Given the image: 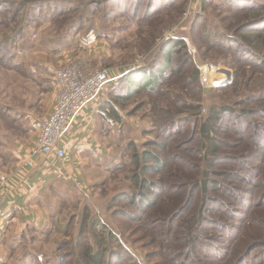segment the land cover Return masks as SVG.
<instances>
[{
    "label": "rangeland",
    "instance_id": "obj_1",
    "mask_svg": "<svg viewBox=\"0 0 264 264\" xmlns=\"http://www.w3.org/2000/svg\"><path fill=\"white\" fill-rule=\"evenodd\" d=\"M251 2L264 6V0H0L4 6V10L0 9V170L15 167L26 158L18 161L20 151L33 136L29 117L44 115L53 100L51 71L73 60L109 72L134 70L150 65L154 54L168 40L177 38L186 46L181 55L186 54L191 63L186 66L188 78L171 79L164 89L171 99L169 107L163 98L154 101L164 110L166 120L195 119V111L178 112L182 104L200 106L203 119L223 107L253 112L264 106L259 101L264 99V34L257 39L251 34L239 35L243 33L240 28L264 19V13L253 16L234 10ZM233 42L242 43L247 48L241 47L257 59L239 51L240 59L233 54ZM235 57L238 63L257 65L246 66L236 75ZM194 68L198 70L197 82L192 81ZM224 71L229 72L225 84H210V78L223 81L226 76L219 75ZM204 73L209 83L204 82ZM109 87L105 91L109 92ZM151 100L153 97L141 94L116 106L119 113L132 118L122 128L123 138L117 152L114 148L113 159L104 164V171L98 172V186L81 191L69 185L56 192L50 205L41 209L44 227L28 230L13 249L5 245L7 257L0 264H52L57 256L71 255L72 251L76 256L86 248L96 252L111 233L115 239L109 240L110 249L122 255L124 264H162L157 245L145 247L146 238L135 230L137 223L119 215L133 210L124 201H113L120 194L133 192V150L141 151L143 145L156 140L158 125H154ZM247 120L248 123L239 122L245 132L251 129L246 138L260 141L264 121L253 117ZM233 124H218L216 136L222 149L218 165L213 167L214 178L226 171L248 178L245 171L252 174L256 166L253 159L259 157V150L248 143L237 148L235 134L229 131ZM184 125L177 123V128ZM190 128L186 124L171 139L175 141V152L198 166L203 154L198 153L197 126L192 127L191 135ZM243 152L247 156L240 160ZM237 161L240 165L234 166ZM168 172L173 178L172 171ZM171 177L168 182L173 184L176 180ZM240 184L232 186H243ZM233 194L241 197L243 193ZM108 261L103 259V264ZM74 263L71 259L66 264Z\"/></svg>",
    "mask_w": 264,
    "mask_h": 264
},
{
    "label": "trees",
    "instance_id": "obj_2",
    "mask_svg": "<svg viewBox=\"0 0 264 264\" xmlns=\"http://www.w3.org/2000/svg\"><path fill=\"white\" fill-rule=\"evenodd\" d=\"M251 3L234 10L253 16L264 13V6ZM0 9L4 10L1 4ZM240 32H243L239 34L241 36L251 34L257 39L264 34V19L246 23L240 28ZM201 39L207 41L204 37ZM235 44L236 50L233 54H237L240 59L239 51L257 59L243 49L247 47L242 43L240 44L243 48L238 43ZM185 49L183 41L170 39L154 54L150 65L131 70L109 85V102L103 107L108 109L107 115L110 119L120 120L117 105H123L141 94H146L147 97H153L150 103L151 112L155 118L154 125H158L156 140L143 145L141 151L133 150L130 178L133 192L120 194L113 201H124L133 210V213L129 210L119 215L131 223H137L135 230L143 233L146 238L145 247L157 245L163 259L162 264H264V134L260 141L255 142L254 138L245 136L251 131L250 127L245 132L239 124L248 123L247 119L250 117L264 121V106L253 112L250 109L237 112L236 108L223 107L219 111H211L203 119L200 117V106L182 104V110L178 112L195 111L196 118L183 119L180 122L166 120L164 110L158 108L154 101L163 98L167 102L166 107H169L171 99L164 92L167 84L171 79L188 78L186 66L191 60L186 54L181 55ZM237 63L236 58L233 64ZM249 65L257 64L245 61L238 63L235 66L236 75ZM192 74V81L197 82L198 70H193ZM259 101L263 103L264 99ZM222 121L234 122L233 129L229 131L235 134L237 148L248 143L260 152L259 157L253 159L256 166L252 174L249 170L245 171L248 178L233 171H226L221 176H215L219 178H214L213 167L218 165L217 159L221 157V143L216 135L218 124ZM177 123L191 125L190 135L192 127L197 126L198 153L203 154L199 158L200 165H192L185 156H179L175 152V141L171 137L185 127L177 128ZM241 155L240 160L247 156L245 152ZM202 162L205 166H201ZM233 163L234 166L240 165L239 161ZM168 171H172L176 180L173 184L168 182V177H171ZM236 182L243 186H232ZM233 191L243 194L237 197ZM256 196L258 198L255 200ZM108 239L114 241L112 233ZM109 240L103 239V245H98L96 252L86 248L76 256L72 251L71 255L57 256L52 264H66L71 259L74 264H103L105 258L109 260L107 264H124L122 255H115L111 251Z\"/></svg>",
    "mask_w": 264,
    "mask_h": 264
},
{
    "label": "crops",
    "instance_id": "obj_3",
    "mask_svg": "<svg viewBox=\"0 0 264 264\" xmlns=\"http://www.w3.org/2000/svg\"><path fill=\"white\" fill-rule=\"evenodd\" d=\"M125 72L126 69H111L110 76L120 78ZM107 102L108 92L105 91L78 116L70 132L61 140L62 159L51 156L35 160L32 168H21L18 163L15 167L0 170V263L7 257L5 245L7 249L10 246L13 249L25 238L28 230L39 231L44 227L40 219L41 209L50 205L56 192L69 185L81 191L98 186L97 174L104 171V164L113 159L114 148L117 152L123 138L122 128L128 125V118H132L118 112L119 121L110 119L108 109L103 107ZM52 106L53 100L44 115L29 117L33 136L20 151L22 157L18 161L26 157L36 138L37 120L48 115ZM2 178L5 180L1 181Z\"/></svg>",
    "mask_w": 264,
    "mask_h": 264
},
{
    "label": "built area",
    "instance_id": "obj_4",
    "mask_svg": "<svg viewBox=\"0 0 264 264\" xmlns=\"http://www.w3.org/2000/svg\"><path fill=\"white\" fill-rule=\"evenodd\" d=\"M224 75L226 77L223 81L210 78V84H225L229 72L224 71L219 76L224 78ZM117 79L110 76L109 70L93 68L90 64H82L76 60L53 69L52 109L48 115L37 120L36 138L20 167L32 168L35 160L51 156L62 159L64 151L60 148L61 140L70 132L78 116L96 102ZM204 82L209 83V78H204Z\"/></svg>",
    "mask_w": 264,
    "mask_h": 264
}]
</instances>
